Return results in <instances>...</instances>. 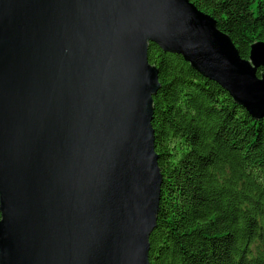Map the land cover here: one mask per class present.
Listing matches in <instances>:
<instances>
[{
	"label": "water",
	"instance_id": "obj_1",
	"mask_svg": "<svg viewBox=\"0 0 264 264\" xmlns=\"http://www.w3.org/2000/svg\"><path fill=\"white\" fill-rule=\"evenodd\" d=\"M150 43L264 115V41L241 57L189 0H0V264H149Z\"/></svg>",
	"mask_w": 264,
	"mask_h": 264
},
{
	"label": "trees",
	"instance_id": "obj_2",
	"mask_svg": "<svg viewBox=\"0 0 264 264\" xmlns=\"http://www.w3.org/2000/svg\"><path fill=\"white\" fill-rule=\"evenodd\" d=\"M189 1L241 57L264 41V0ZM147 55L160 83L151 125L162 175L149 264H264V115L254 119L181 55L153 43Z\"/></svg>",
	"mask_w": 264,
	"mask_h": 264
}]
</instances>
